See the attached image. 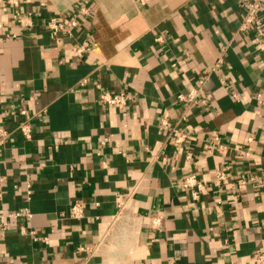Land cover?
Here are the masks:
<instances>
[{
  "label": "crops",
  "instance_id": "crops-1",
  "mask_svg": "<svg viewBox=\"0 0 264 264\" xmlns=\"http://www.w3.org/2000/svg\"><path fill=\"white\" fill-rule=\"evenodd\" d=\"M82 4L92 15L80 17L73 36L54 40L46 19ZM243 14L239 0L0 4V127L10 130L0 145V214L32 213L0 230V264H260L264 51L238 29ZM82 40L92 45L86 59L74 50ZM202 77L208 103L178 123L177 94ZM95 83L132 100L103 105ZM22 109L32 116L30 140L16 128ZM163 118L189 134L185 143L161 130ZM214 135L221 143L206 147ZM218 165L230 167L227 180L198 199L180 186L188 173L214 180ZM253 175L260 183H243ZM133 185L125 219L106 243L78 252L95 247ZM75 199L85 203L79 220L68 216Z\"/></svg>",
  "mask_w": 264,
  "mask_h": 264
},
{
  "label": "built area",
  "instance_id": "built-area-1",
  "mask_svg": "<svg viewBox=\"0 0 264 264\" xmlns=\"http://www.w3.org/2000/svg\"><path fill=\"white\" fill-rule=\"evenodd\" d=\"M3 3L4 0H0V4ZM239 5L244 10V14L238 29L240 31H250L253 34L254 42L256 43L257 48L260 51H264V0H239ZM92 13L93 11L90 7L82 4L76 8L68 9L66 11H60L50 15L46 19L44 24L50 36L54 40L58 41L59 35L61 33L73 36L75 30L79 26L80 17H89L92 15ZM28 24L32 25L31 20H29ZM156 40L161 41L162 37H157ZM74 50L77 57L86 59L92 50V45L89 40H82L75 43ZM222 61L223 57H220L216 61L215 66L218 67L222 63ZM203 81L204 79L202 77L197 86H192L191 88H189L188 91L180 92L177 94V103L179 104L181 109V114L178 123L184 122L188 124L191 114V108L193 107V105H206L208 103L202 90ZM87 82L88 79L84 78L80 81L79 85L84 86ZM95 85L97 88H99V102L103 105L126 107L132 100L131 95L125 91L111 92L105 89L101 85V83H95ZM232 95L234 97L238 96L236 93H233ZM20 113L22 115V118L18 121L16 128L21 131V133L27 139L30 140L32 138V116L28 114V111L26 109H22ZM161 130L168 132L169 138H171L175 144L185 143L189 137V134L180 129L179 126H170L167 118L162 119ZM9 135V129L5 127H0V145L9 137ZM220 139L221 138L219 135H214L213 139L206 143V147H211V145L216 142L221 143ZM221 148H225V146L221 145ZM245 155L247 156V154ZM103 165H105V163H103ZM214 170V180L201 177L195 173H188L182 178L180 186L184 189L189 190L192 196L195 199H198L201 193H203L211 185V183H215L217 186L222 185L228 178V171L230 170V167L228 165H218L215 167ZM247 178L243 179V183H246L248 181L260 183V180H258V177L256 175H253L248 179ZM25 188L26 195L30 197L32 194L31 183H27ZM136 191L137 185H133L129 187L125 197L123 199L118 200L117 211L112 215L111 220L108 223L106 229H104L99 235H97V244L95 245L96 248L93 246L80 245L77 248L78 252L95 253L98 247L106 243L108 237L113 233L117 223H119L122 219H125L126 211L131 206V199ZM84 207L85 203L81 199H75L71 204L68 216L72 219H82L84 217ZM23 216L30 217L32 216V213L29 210H18L0 214V230L3 232L7 228L10 218H20ZM162 220L163 217L161 215H156L155 217H153V228L159 229L162 225ZM20 231L21 233H26V227L24 225L21 226ZM30 233L33 235V238L35 240L46 239V237H40L35 235L34 231H31ZM256 262L264 264V254L259 255Z\"/></svg>",
  "mask_w": 264,
  "mask_h": 264
}]
</instances>
